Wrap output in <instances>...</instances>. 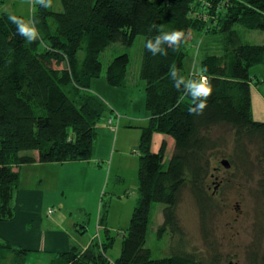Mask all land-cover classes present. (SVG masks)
Here are the masks:
<instances>
[{"label": "trees", "instance_id": "1", "mask_svg": "<svg viewBox=\"0 0 264 264\" xmlns=\"http://www.w3.org/2000/svg\"><path fill=\"white\" fill-rule=\"evenodd\" d=\"M61 8L44 7L40 1L32 17L4 11L0 14V220L15 216V194L20 186L19 166L24 163L67 162L91 159L98 127L109 105L93 90L102 75V52L113 43L132 46L145 37L140 78L145 81L149 123L143 127L139 152V200L129 227L121 235V252L109 255L116 241L107 226L108 204L103 201L100 224L105 237H94L83 248L61 252L55 264H224L220 252L207 262L189 250L178 209L183 191L190 188L201 214L203 233L209 240L210 218L220 207L217 197L230 176L212 190L211 178L219 170L213 153L223 142L218 129L232 131L229 171L255 177L259 197L264 198V121L253 115L252 85L262 81L252 67L264 64V43L243 41L238 25L264 30V0H61ZM34 26L38 35L28 40L17 31L10 16ZM164 32L182 33L178 47L163 45L167 54L153 55L148 40ZM217 35L220 52L206 53L201 74L213 93L202 112L199 104L171 77L185 72L190 33ZM207 37V38H209ZM131 55L121 53L110 61L106 79L127 86ZM206 69V71H203ZM201 99H204L201 97ZM171 135L175 144L166 164L168 142L153 151V135ZM226 140V139H225ZM215 158V159H214ZM17 166V168L15 167ZM256 173V175H257ZM164 203V224L159 236L170 230L179 240L170 255L154 257L146 243L152 205ZM213 244L211 247L213 248ZM0 246H12L0 239ZM20 254L25 250L20 249ZM247 264H264V250L248 251Z\"/></svg>", "mask_w": 264, "mask_h": 264}, {"label": "rangeland", "instance_id": "2", "mask_svg": "<svg viewBox=\"0 0 264 264\" xmlns=\"http://www.w3.org/2000/svg\"><path fill=\"white\" fill-rule=\"evenodd\" d=\"M60 1L50 0L49 7L54 10L60 9L62 7ZM37 3L38 0H35L33 11L36 6L34 4ZM23 5L20 0H0V14L7 9L22 10ZM31 9L29 7L30 13H25L28 18L32 17ZM237 28L244 42L264 43V30L250 29L243 25H238ZM189 37L190 48L194 47L195 44L196 48L201 51L199 55L195 49L190 53L198 57V63L204 54L220 52L221 39L217 35H210L209 37L193 31ZM144 42L145 37L139 35L132 46L113 43L101 54L103 71L102 75L94 80L93 90L105 100L109 105V110L102 118L98 129L99 137L96 141L95 156L90 160L81 161L82 163H46L45 167H37L36 170L32 171L30 179L25 181L34 185L40 183L47 189L66 192H86L98 189L108 204L107 226L117 237L109 252L112 258H116L121 252V235L129 227L139 200L140 152L138 145L142 125L148 124L150 117V112L146 107L145 81L140 78ZM124 52H129L131 55L127 76L128 85L126 87L111 85L106 79L107 67L115 56ZM262 68H264V64L253 66V74L261 71ZM188 72L187 69L182 74L185 79H189ZM113 106L116 107L118 113L112 111ZM109 115L115 119L116 123L120 118L118 129L123 130V133L120 134L119 140L116 137L118 132L108 129L107 131L103 129L105 127L101 126L104 122H108L112 126V123L109 122ZM231 132L228 126L218 129L217 133L224 134L221 137L225 136V138L223 142L220 140L219 148L213 150V153L217 154L216 157H218V159L214 158L215 165L222 159H229L227 155L231 153L233 140ZM168 137L174 140L171 135ZM161 143L162 141L159 142V145ZM173 149L172 144L167 146L166 164L172 157ZM219 165H221L220 169L216 170V175L211 178L212 190L218 193V182L229 176L231 180L223 191L220 190L221 194L217 197L220 207L216 209V214L209 220V232L211 234L209 240L214 238V244L205 239L199 207L190 188L183 191L178 209L180 223L185 235L184 241L189 250H196L203 255L207 262L211 261L214 252H220L225 261L224 264H247L249 250L257 249L260 255L264 250V198L259 197L257 183L259 176L256 172L255 177L248 178L241 173L242 171L235 175L236 170L231 172L229 171L230 167L220 163ZM15 167L17 168V166ZM39 176H41L40 180L37 179ZM68 195L71 194L66 193L64 198ZM75 197L72 196V199ZM164 206L165 204L161 202H154L152 205L149 235L146 243L156 258L170 255L180 240L174 238L170 230L164 231L162 236H159V230L164 224ZM59 208L61 207H56V209ZM63 210L72 219L73 217L78 218L80 223L84 224L85 222L86 225L90 226L87 231L79 233V239L85 243L91 240L92 226L95 222H90L92 214L84 212L82 218H79L77 216L78 209L74 208L71 212V209L64 207ZM82 224L79 225L81 230L84 227ZM67 228L76 232L73 231L74 227L71 220L68 221ZM100 235L102 238L105 237L104 230L100 232ZM212 244L213 248L211 247Z\"/></svg>", "mask_w": 264, "mask_h": 264}, {"label": "crops", "instance_id": "3", "mask_svg": "<svg viewBox=\"0 0 264 264\" xmlns=\"http://www.w3.org/2000/svg\"><path fill=\"white\" fill-rule=\"evenodd\" d=\"M20 1L24 4L22 10L12 11L7 9L5 11L15 12L26 16L25 13H30V7L32 8L31 13L33 15V3L35 0ZM39 1L40 0H38V2ZM193 49L198 51V55L201 52L200 49L198 50V48H196L195 44L194 47L189 50V54L185 59V71L187 69L189 70V79L204 76L200 72L201 60L205 54L198 63V57L190 54ZM255 74H259L262 81L252 85L253 115L255 119L264 121V68ZM94 83L95 82H93V89ZM113 110L117 112L115 106L112 107V111ZM109 116V118H111V115ZM119 119L117 120L116 128L110 126L108 122L101 124V126L105 127L103 128L105 130L108 129L116 133L118 132L116 136L118 140L120 134L123 133V130L118 129L120 125ZM146 125H142V129ZM168 136L169 135L161 132L154 133L152 144L153 151H159L164 140H167L168 147L170 144L174 147L175 141L171 140ZM160 141H162L161 145H159ZM94 156L95 151L93 157ZM86 160L88 159L67 161L64 163H82L81 161ZM46 163L34 161L31 163H24L18 168L20 172V186L16 191L14 199L16 204L15 216L10 220H0V239L8 241L12 246H0V264H55V261L61 252L69 250L74 245L85 248L91 243L95 236L99 238L101 237L100 232L103 230V227L100 224V219L103 208L102 205L105 198L98 189L86 192H66L64 190L47 189L40 183L34 185L25 182L27 179H30L32 171L36 170L37 167H45L44 165ZM37 179L40 180L41 176L37 177ZM66 193H70L73 197H76L72 199V196L68 195L64 198ZM57 206L61 208L56 209ZM64 207L71 209V212L74 208L78 209L79 213L77 216L79 218L84 212L92 214L90 222H95L92 226L91 240L86 243L81 242L79 239L81 231H87L90 226L86 225L84 221V224L80 223L78 218L73 217V220L72 217L70 215L69 217L63 210ZM51 210H53V212H51ZM69 220H71V223L73 224V231L78 232L77 230H80L77 235L76 232H72V230L67 228ZM80 224L84 226L82 227V230L79 227ZM20 249L25 250L24 253L20 254Z\"/></svg>", "mask_w": 264, "mask_h": 264}, {"label": "clouds", "instance_id": "4", "mask_svg": "<svg viewBox=\"0 0 264 264\" xmlns=\"http://www.w3.org/2000/svg\"><path fill=\"white\" fill-rule=\"evenodd\" d=\"M40 3L44 7H48L50 0H40ZM11 21L16 24L17 31L26 37L28 40L37 39V31L34 26H30L25 23L21 18L16 17L15 15L10 16ZM182 33L179 31L164 32L161 31L159 35L156 36L155 40H148L146 42V48L153 54L156 55L160 53L162 55L167 54V48L163 45L166 44L170 46L178 47L181 40ZM206 71V69H203ZM171 77L175 81V87L177 89L181 88V85H185L184 90L188 95L191 96L192 100L195 102L199 100V104L195 107H190L189 111L192 113L202 112L203 109L207 106L206 98L211 96L213 93V87L208 82L207 77L201 76L199 78L185 79L183 76H178L175 69L171 70ZM203 97L204 99H201Z\"/></svg>", "mask_w": 264, "mask_h": 264}, {"label": "built area", "instance_id": "5", "mask_svg": "<svg viewBox=\"0 0 264 264\" xmlns=\"http://www.w3.org/2000/svg\"><path fill=\"white\" fill-rule=\"evenodd\" d=\"M109 122L112 123V127L116 128L117 127V123L115 122V119L113 117L110 118ZM53 211V210H51Z\"/></svg>", "mask_w": 264, "mask_h": 264}, {"label": "water", "instance_id": "6", "mask_svg": "<svg viewBox=\"0 0 264 264\" xmlns=\"http://www.w3.org/2000/svg\"><path fill=\"white\" fill-rule=\"evenodd\" d=\"M222 164H224L228 168L231 166V164L229 163V160L228 159H223L222 160Z\"/></svg>", "mask_w": 264, "mask_h": 264}, {"label": "flooded vegetation", "instance_id": "7", "mask_svg": "<svg viewBox=\"0 0 264 264\" xmlns=\"http://www.w3.org/2000/svg\"><path fill=\"white\" fill-rule=\"evenodd\" d=\"M214 175H216V174H214Z\"/></svg>", "mask_w": 264, "mask_h": 264}]
</instances>
